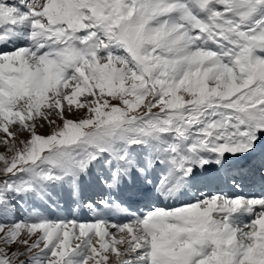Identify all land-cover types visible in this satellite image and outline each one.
<instances>
[{
	"label": "snow or ice",
	"instance_id": "1",
	"mask_svg": "<svg viewBox=\"0 0 264 264\" xmlns=\"http://www.w3.org/2000/svg\"><path fill=\"white\" fill-rule=\"evenodd\" d=\"M0 149V264H264V0H0Z\"/></svg>",
	"mask_w": 264,
	"mask_h": 264
},
{
	"label": "bare ground",
	"instance_id": "2",
	"mask_svg": "<svg viewBox=\"0 0 264 264\" xmlns=\"http://www.w3.org/2000/svg\"><path fill=\"white\" fill-rule=\"evenodd\" d=\"M234 162V161H233ZM83 190H85L84 196L86 198H88L89 200L91 199V202L96 201L95 196H96V192H100L101 194H108L106 191H104V187L102 185L97 184L95 177L91 178V179H86L83 183ZM87 192H90L91 195L88 196ZM83 196V197H84ZM127 198L128 200H134L136 199L135 197H130L128 194V190H125L122 198ZM88 202V201H87ZM61 203L63 205V210H55L53 208H51L50 206L46 205V204H40L39 208L40 211L43 215L48 216L50 218H57V217H67V218H76V219H80V220H84V219H89L92 218V214H89L87 216V213L84 212V209L86 208H77L76 204L71 201L66 195L64 197H62ZM72 207H74V212L76 213L73 216H70V211L73 212ZM86 211V210H85ZM88 211V210H87ZM68 215V216H67Z\"/></svg>",
	"mask_w": 264,
	"mask_h": 264
},
{
	"label": "rangeland",
	"instance_id": "3",
	"mask_svg": "<svg viewBox=\"0 0 264 264\" xmlns=\"http://www.w3.org/2000/svg\"><path fill=\"white\" fill-rule=\"evenodd\" d=\"M70 118L75 119L76 117H70ZM57 122L59 123V121H57ZM51 131H52V129H51L47 124H45L44 127L38 129V134H41V135H48V134L51 133ZM2 151H3V149H0V152H2ZM104 191L107 192V189L104 188ZM84 193H85V190H83V196H84ZM87 194H88V196L91 195L90 192H87ZM95 194H96V196H95L96 201L99 199V197H100L101 195H103V194H101L99 191L96 192ZM106 195H107V194H106ZM84 199H85V202L88 201V203H94V202H95V201H94V202H91V199L89 200V199L86 198L85 196H84ZM72 209H73V212H74V209H75V208L72 207ZM85 210H86V211H85ZM84 212L87 213V216H88L89 214H91L90 212L87 211V209H84ZM67 216H68V215H67ZM20 218H23V216L21 215ZM90 219H91V218H89V220H90Z\"/></svg>",
	"mask_w": 264,
	"mask_h": 264
}]
</instances>
